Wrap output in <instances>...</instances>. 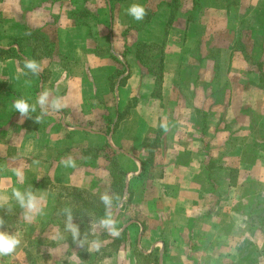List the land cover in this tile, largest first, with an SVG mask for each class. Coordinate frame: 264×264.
<instances>
[{
	"label": "crops",
	"instance_id": "crops-1",
	"mask_svg": "<svg viewBox=\"0 0 264 264\" xmlns=\"http://www.w3.org/2000/svg\"><path fill=\"white\" fill-rule=\"evenodd\" d=\"M166 1L161 18L131 36L115 28L113 0H0V230L21 240L0 264H17L25 238L42 236L54 246L36 252L59 249L64 257L52 264H86L62 243L58 188L111 195L112 168L123 172L110 209L127 243L108 263L145 264L153 256L154 264H264V235L252 240L241 175L246 168L264 187V70L234 48L252 14L264 28V0H181L174 11ZM231 12L237 21L228 20ZM204 14L212 18L202 22ZM192 23L209 35L189 41ZM154 29L162 46L156 69L136 50ZM221 31L226 49L213 67L215 48L202 53L193 45H214ZM26 59L40 65L39 74L23 67ZM44 91L58 110L41 112ZM21 98L35 107L33 119L15 111ZM105 232L99 248L114 238Z\"/></svg>",
	"mask_w": 264,
	"mask_h": 264
},
{
	"label": "rangeland",
	"instance_id": "rangeland-1",
	"mask_svg": "<svg viewBox=\"0 0 264 264\" xmlns=\"http://www.w3.org/2000/svg\"><path fill=\"white\" fill-rule=\"evenodd\" d=\"M153 0H113L112 5L115 6V10L114 13L116 15L115 21H116V25L115 28L117 30H119L120 32H124L125 35L129 34L131 36H134V33L137 34V31L142 32V28L143 26H145V20H151L154 19V15L157 14V12L159 11L158 8L160 7V1H162V3L165 2V0H154V2L152 3ZM133 2H137L139 4H141L145 10H146V15L144 17V19L142 21H135L133 20L130 16H128L126 14V9L128 8V6L133 3ZM169 2L170 6H171V10H177L181 5H182V1L181 0H167L166 3ZM203 2V0H200L199 3ZM152 8H154L156 11H152ZM172 19L174 21V19L176 18V12H172ZM228 20L231 21H237V14H234L233 12L228 13L227 15ZM154 17V18H152ZM160 17L159 14L156 15V18ZM161 18V17H160ZM212 17L209 16V14H204L201 17V21L204 22L207 19H211ZM260 16L258 14H252L248 20L245 22L244 26L241 27V36H240V45L236 44V46H234V48L236 47L237 49L242 51L243 56L248 59V61L250 62L249 65L251 66L252 69L254 70H258V69H262L264 70V64L262 65V67H259L258 63L260 62L259 59L264 57V28L262 30H259L258 25L260 23ZM119 22V23H118ZM221 22L222 24L224 23V19L223 17H221ZM125 24V28H123V25ZM136 25V26H134ZM191 28L187 30V32L189 33L190 39L192 38H197V40L199 39H203L206 38V36L209 35L210 30H208L206 27H204L202 24L200 23H196V24H191ZM221 27V26H220ZM259 30V31H258ZM126 31V32H125ZM209 31V32H208ZM257 31V32H256ZM145 32V31H144ZM158 32V30L154 29L152 32H150V37L147 35H144V37H147V45L141 46L138 45L136 50L139 52L138 56H141L144 59V63L146 65V67H152V68H157L158 67V59L160 58V55L162 54V46H161V41L158 42L156 39V33ZM261 32L263 35H261ZM123 34V35H124ZM208 34V35H207ZM223 31L218 33V36H215L214 39L212 40L214 45H204V44H198V46H195L196 44L193 45V47H198V51L202 50H206V48H215V51L213 53V61H214V65L213 67L216 65V63H218V58L220 56V51L222 52V49H226V46L222 45L221 42H219V40H221L223 38ZM160 36V34L158 33V37ZM41 41V40H40ZM41 43V42H40ZM120 47V46H119ZM118 48V47H117ZM217 48V49H216ZM38 52H41V48H37ZM137 54V53H136ZM220 61V60H219ZM143 63V62H142ZM200 62H198L199 64ZM212 65V64H211ZM199 66V65H198ZM217 66V65H216ZM215 66V67H216ZM120 68V66H118ZM124 71H126V69L122 68ZM263 76L260 77V83L261 85L264 87V71H262ZM156 143V142H155ZM154 143V144H155ZM264 148V145H263ZM262 162H264V158H262ZM243 170H246V168H244ZM242 170V176L246 179V183L248 184V189H247V194H246V201L245 203H248V206L246 209H248L249 213H252V225H253V234H252V240L255 241L259 240V239H263L262 235H264V215L261 216L262 214H264V187L260 186V184L258 182H254L252 179L249 178L248 176V172L243 171ZM91 192V191H90ZM100 194V193H98ZM102 195V194H100ZM252 200V202H248ZM250 206H252L251 208H249ZM15 209V208H14ZM57 209H59L61 212H63L64 210H66V206L65 204H63V206L59 205L57 206ZM15 212H17V210L15 209ZM55 216H59L57 214V212L55 213ZM66 214V213H65ZM64 215V214H63ZM67 216V215H66ZM60 217V216H59ZM60 219H64L63 217H60ZM66 221L69 220L64 219ZM73 220V219H72ZM10 221V220H8ZM8 221H6V226L10 227V226H14L17 223V219L12 220L8 223ZM74 221V220H73ZM75 224L78 225V221L75 220L74 221ZM90 228L88 229V232L91 236H95L96 238L93 241H89L87 240L86 237V232L87 231H83L80 232V238L78 240L74 239V241H72L71 243L66 241L67 238V231L68 229H63L62 230V243H65L68 245L67 249L70 252V254L74 255V261L76 260V257H80L81 260L86 261V264H117L114 262H109L106 261V257L110 256L111 252L119 249L121 246H123L124 244L127 243V239L124 236H120L117 239V243L115 245H106L103 248H99L97 247L96 243L101 242V233H102V229L100 225H96L93 222L89 223ZM90 230V231H89ZM257 232V236L255 238V231ZM254 237V239H253ZM26 242V250H27V254L25 255H21L20 258H16L15 261L17 262V264H31V263H35L36 261L39 264H52V262H56L62 258H64L63 256H60V254L62 253L61 251H59V249H57L56 251H53V253L51 255L47 254V253H43L41 251L36 252L35 249L39 248L41 249V247L47 248V247H53L52 244H49L50 242H48L46 240V237L42 238H37L34 240H31L30 238H25L24 240ZM83 245V246H81ZM48 249V248H47ZM79 254H84L82 256H79ZM155 256V255H154ZM144 262L146 260H143ZM156 261L155 257H151L150 259H148V261H146L145 264H154V262ZM9 263V262H8ZM11 264V263H9ZM139 264H142L141 262Z\"/></svg>",
	"mask_w": 264,
	"mask_h": 264
},
{
	"label": "clouds",
	"instance_id": "clouds-1",
	"mask_svg": "<svg viewBox=\"0 0 264 264\" xmlns=\"http://www.w3.org/2000/svg\"><path fill=\"white\" fill-rule=\"evenodd\" d=\"M126 14L135 21H142L146 15V10L141 4L133 2L126 9ZM23 67L28 72H31L34 75H37L40 72V65L34 59H26L24 61ZM36 103L41 107L42 113H45L49 109V107L54 110H58L61 107L59 101L53 100L51 104L49 103V93L47 91H44L40 94ZM13 107L15 111L19 113L20 116H23L26 119H33L31 113L35 112V107L28 103L25 99H17L14 102ZM40 119L41 117H37L35 119V122L39 123ZM15 196L22 205L25 203L24 194L16 192ZM27 200L28 207L30 209L33 208L34 205L32 203V197L30 195L27 197ZM100 200L106 208L110 207L113 204V197L106 193L101 195ZM68 220L69 223L67 224V228L72 233L73 238L78 240L80 238L79 226L74 223L70 213L68 216ZM99 224L111 236L118 237L120 235V228L118 227V222L110 212L105 217L99 220ZM20 243L21 240L18 235L12 234L9 231L0 230V257L11 255L20 245ZM97 247H99L98 244Z\"/></svg>",
	"mask_w": 264,
	"mask_h": 264
},
{
	"label": "trees",
	"instance_id": "trees-1",
	"mask_svg": "<svg viewBox=\"0 0 264 264\" xmlns=\"http://www.w3.org/2000/svg\"><path fill=\"white\" fill-rule=\"evenodd\" d=\"M8 54H11V51H8ZM113 86V83L111 84ZM115 165V164H113ZM112 177V185L110 188L111 195L113 197V204L110 206L111 208L115 207L118 204V200L121 196V186H122V177L123 172L120 168H112L111 171ZM101 195L98 193L90 192L87 190L77 189L74 187H67L61 186L58 188V205L63 206L65 204L66 210L61 212L59 209L56 208V212L60 217L67 219L69 213L72 219L78 221V226L80 232L87 231L86 237L87 240L93 241L96 237L91 236L88 232L90 228L89 223L93 222L96 225L99 224V220L105 217L109 212L111 213L110 207L106 208L105 205L100 200ZM66 213V214H65ZM64 214V215H63ZM67 215V216H66ZM60 220V227L62 229H68L67 224L68 221ZM101 233V240L105 241L108 239L104 228H102ZM90 231V230H89ZM119 237L110 238L111 242L108 245H115L117 243V239ZM66 241L71 243L74 241L72 233L68 230L67 231V238ZM84 254H79L82 256ZM83 257V256H82Z\"/></svg>",
	"mask_w": 264,
	"mask_h": 264
}]
</instances>
